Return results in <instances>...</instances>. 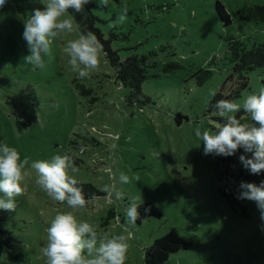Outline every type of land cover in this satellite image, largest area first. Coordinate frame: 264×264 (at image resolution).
Returning <instances> with one entry per match:
<instances>
[{"label":"rangeland","instance_id":"374dc122","mask_svg":"<svg viewBox=\"0 0 264 264\" xmlns=\"http://www.w3.org/2000/svg\"><path fill=\"white\" fill-rule=\"evenodd\" d=\"M216 1L93 0L97 26L121 59L146 57L147 102L132 97L116 79L104 50L99 69L90 78L78 77L63 52L68 40L82 34L71 13L74 31L56 39L46 69L40 70L24 61L30 53L23 32L24 20L44 6L39 0H7L0 8V143L31 161L67 154L79 169L70 174L97 187L100 197L106 196L105 184L123 194L113 203L102 198L73 210L51 200L33 171L23 181L28 190L16 197L15 212L0 210V264H45L40 249L47 228L56 214L67 211L102 236H129L125 264H144L145 249L171 228L192 246L166 264H264L261 212L255 202L238 199L241 182L259 185L263 174L243 167L240 149L231 156L232 169L248 178L232 177L225 157L205 155L195 137L197 127L214 129L222 119L211 115L210 92L224 98L233 89L226 80L234 72L230 41L249 48L264 43V22L242 17L264 0H220L231 15L228 26L216 15ZM124 11L127 19L114 23ZM249 76V88L230 100L243 103L264 88V69ZM121 172L138 175L139 181L121 184ZM132 199L155 204L161 216L128 224L125 210Z\"/></svg>","mask_w":264,"mask_h":264},{"label":"clouds","instance_id":"9594fccd","mask_svg":"<svg viewBox=\"0 0 264 264\" xmlns=\"http://www.w3.org/2000/svg\"><path fill=\"white\" fill-rule=\"evenodd\" d=\"M6 2L0 0V8L5 7ZM39 2L44 6L43 9H33L24 20L23 39L30 53L24 57V61L32 65L33 69L45 70L47 60L52 57L53 43L58 37L74 31L73 19L68 17L69 10L83 13L91 0ZM126 19L127 12L124 11L114 23H123ZM103 48L95 33L88 31L76 39L68 40L63 52L68 57L67 63L83 79L90 78L91 72L99 69ZM210 95L215 96V91H211ZM213 109L211 115L222 118L215 122L214 129H195V137L202 141L204 154L229 157L243 149L245 154L239 156L243 167L253 175L264 174V88L258 94H248L243 103L218 100ZM241 112L243 115H236ZM33 171L35 183L51 200L66 204L73 210L85 209L102 198L113 203L123 197L122 192L112 184L104 185L102 191L106 193L105 197L96 194L86 197L79 181L70 174L79 169L67 154H57L49 160L31 161L30 157L22 159L15 147L0 143V210L15 212L16 197L28 190L23 181ZM132 180L139 181V176L130 177L124 172L119 174L118 182L121 184H130ZM240 188L238 199L255 202L264 220V181L259 185L241 182ZM139 208L136 199L129 202L125 210L128 224L135 225L141 218ZM129 239L124 234L102 236L92 224L78 219L74 211H67L56 214L51 220L47 228V242L40 252L45 264H125Z\"/></svg>","mask_w":264,"mask_h":264},{"label":"trees","instance_id":"16d2710c","mask_svg":"<svg viewBox=\"0 0 264 264\" xmlns=\"http://www.w3.org/2000/svg\"><path fill=\"white\" fill-rule=\"evenodd\" d=\"M93 5L94 2L91 0V2L85 6L83 13H75L72 10H69V13L74 17L82 34L88 31L95 33L98 40L104 46L103 50L111 66L116 70V79L123 86L130 88L131 96L138 99L145 98L142 91V84L150 77L148 70L149 65L146 63V57L133 55L122 60L118 51L112 47L110 41L104 38L103 32L97 26L98 17L93 13ZM214 6L219 20L225 26L230 25L231 15L225 5L220 0H217ZM242 17L247 21L255 20L264 22V5L249 7ZM227 53L234 64V72L230 74L226 80L227 82L232 81L233 89L231 93L224 98L221 93H217L213 96L209 106L210 110L213 109V105L218 100H230L234 95L240 94L241 91L249 88L250 71L264 69V43L254 44L249 48L243 41L232 39L228 45ZM147 100L148 98H145V102H147ZM225 160L227 174H230L236 179L248 178L242 170H239L240 173H236L235 170L232 169V167H236L233 157H225ZM249 179L253 180L251 177H249ZM79 184L83 187L86 197L92 194H96L97 196L101 195V191L94 185L82 183L80 181ZM139 205L141 218H138L137 222L141 223L143 219L161 216V212L155 204L146 202ZM146 209H150V211H146ZM191 246L192 243L184 238L176 228H171L165 235L155 239L152 245L145 249L144 264H166L172 254L181 250L190 249Z\"/></svg>","mask_w":264,"mask_h":264}]
</instances>
